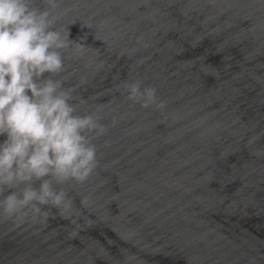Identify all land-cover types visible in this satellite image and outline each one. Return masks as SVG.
I'll use <instances>...</instances> for the list:
<instances>
[{
  "label": "water",
  "instance_id": "1",
  "mask_svg": "<svg viewBox=\"0 0 264 264\" xmlns=\"http://www.w3.org/2000/svg\"><path fill=\"white\" fill-rule=\"evenodd\" d=\"M54 15L64 87L107 131L89 180L65 186L70 212L0 217V264H264V0H59ZM137 81L165 107L128 100Z\"/></svg>",
  "mask_w": 264,
  "mask_h": 264
},
{
  "label": "clouds",
  "instance_id": "2",
  "mask_svg": "<svg viewBox=\"0 0 264 264\" xmlns=\"http://www.w3.org/2000/svg\"><path fill=\"white\" fill-rule=\"evenodd\" d=\"M59 0H0V217L46 223L70 212L65 186L85 184L98 166L93 140L106 127L79 114L64 87L66 38L55 29ZM47 74V75H45ZM128 100L165 107L156 89L127 84Z\"/></svg>",
  "mask_w": 264,
  "mask_h": 264
}]
</instances>
